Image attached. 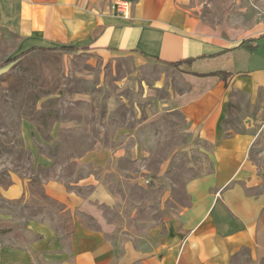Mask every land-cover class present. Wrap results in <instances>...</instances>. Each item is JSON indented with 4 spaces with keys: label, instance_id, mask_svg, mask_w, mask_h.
I'll list each match as a JSON object with an SVG mask.
<instances>
[{
    "label": "crops",
    "instance_id": "obj_1",
    "mask_svg": "<svg viewBox=\"0 0 264 264\" xmlns=\"http://www.w3.org/2000/svg\"><path fill=\"white\" fill-rule=\"evenodd\" d=\"M61 47L76 51L52 50ZM30 50L20 59L93 51L171 72L147 95L158 116L182 115L211 167L185 181L182 202L160 223L123 225L113 215L123 202L119 179L137 181L150 169L162 178L174 155L155 166L151 144L123 128L115 144L75 158L77 172L43 179L44 196L67 214L30 218L24 241L0 238V264H264V176L250 156L256 137L224 128L230 94L257 99L264 91V0H0V63ZM219 71L230 75L227 84ZM32 130L27 123L28 141ZM27 182L16 178L5 196L24 197Z\"/></svg>",
    "mask_w": 264,
    "mask_h": 264
},
{
    "label": "rangeland",
    "instance_id": "obj_2",
    "mask_svg": "<svg viewBox=\"0 0 264 264\" xmlns=\"http://www.w3.org/2000/svg\"><path fill=\"white\" fill-rule=\"evenodd\" d=\"M164 74L172 77L166 69L145 65L135 57L93 51L42 52L1 68L0 226L12 221L16 225L15 232H0V238L24 241L30 238L26 231L30 218L66 215L60 214L58 203L44 196L41 182L56 173L77 172L75 158L94 146L115 144L114 134L123 128L134 129L136 138L151 144L155 166L174 155L169 173L162 178L154 174L157 169H150L142 178L137 175V181L119 179L122 184L117 190L123 202L113 215L123 225L150 228L173 213L174 201L183 198L185 181L209 170L211 161L195 147L199 142H190L180 113L157 115L147 86ZM27 123L33 126L32 141L24 135ZM224 128L255 135L250 156L264 176V91L257 99L230 94ZM16 178L30 179L28 188L24 197L9 199L4 190ZM140 202L133 214L132 205ZM132 215L141 223L129 221ZM55 224L66 225L59 220Z\"/></svg>",
    "mask_w": 264,
    "mask_h": 264
},
{
    "label": "trees",
    "instance_id": "obj_3",
    "mask_svg": "<svg viewBox=\"0 0 264 264\" xmlns=\"http://www.w3.org/2000/svg\"><path fill=\"white\" fill-rule=\"evenodd\" d=\"M53 51H76V48L75 47H61V48H56V49H52ZM30 51H27V52H23L22 54L18 55L17 57H14V58H11V59H7L3 62L0 63V68L1 67H4L18 59H20L21 57L25 56L26 54H28ZM184 61H188V62H192V59L188 58V59H185ZM171 64H174V65H179V63H181V61H176V62H170ZM225 80H226V84H227V80L229 78V74L228 72L226 71H219L218 72ZM3 230L0 229V232H2Z\"/></svg>",
    "mask_w": 264,
    "mask_h": 264
}]
</instances>
